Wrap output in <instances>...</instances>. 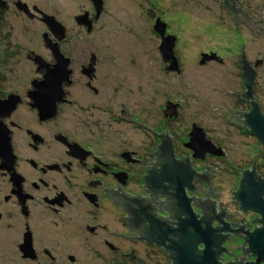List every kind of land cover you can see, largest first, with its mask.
Wrapping results in <instances>:
<instances>
[{
    "label": "flooded vegetation",
    "instance_id": "1",
    "mask_svg": "<svg viewBox=\"0 0 264 264\" xmlns=\"http://www.w3.org/2000/svg\"><path fill=\"white\" fill-rule=\"evenodd\" d=\"M1 1L0 20L17 11L42 21L45 13L62 25L59 40L42 21L47 28L43 33L57 43L69 73L61 83L60 99L54 101L38 96L46 69H38L29 54L34 73L21 77L0 72V264H179L185 234L196 239L195 260L208 247L217 264L255 262L247 235L262 227L261 215L243 210L236 192L245 172L264 176L255 164L243 168L233 192L239 210L256 214V225L250 228L215 200L220 196L214 182L218 174L211 165L229 159L220 138L207 120H189L180 130L179 84L166 89L165 79H151L143 67L131 71L132 58L119 56L114 41L86 39L85 34L108 28L102 20L108 0H99L98 6L88 0L89 7L70 16V26L58 18L63 3L42 8L24 0ZM20 1L29 12L18 7ZM216 2L237 26L254 34L264 30V0ZM83 15L85 20L79 21ZM163 25L164 37H174L176 67L163 58L159 45L162 70L180 77L177 37L165 33ZM44 47L45 53H29L53 68V51ZM245 62L255 73L249 96ZM262 63L241 55L242 90L234 94L241 121L228 122L243 133L251 134L247 116L254 104L264 117L256 98V68ZM196 128L206 141L201 148L191 141ZM202 162L206 165L199 167ZM234 235L242 240L239 257L229 247Z\"/></svg>",
    "mask_w": 264,
    "mask_h": 264
},
{
    "label": "rangeland",
    "instance_id": "2",
    "mask_svg": "<svg viewBox=\"0 0 264 264\" xmlns=\"http://www.w3.org/2000/svg\"><path fill=\"white\" fill-rule=\"evenodd\" d=\"M24 1L30 5L38 4L42 8L56 3L65 4L63 9H59L58 18L68 26L72 24L71 15L79 12L82 7H89L88 0ZM150 1L108 0V14L102 18L108 23V28L85 34L86 39L114 41L121 48L118 49L119 56L132 58L133 65L129 67L131 71H138V67L142 71L143 67V72L148 73L151 79H165L166 89L179 84V101L183 113L180 130L189 120H207V127L212 129L215 137L220 138L229 152V159L224 164L229 168H225L220 161L211 165L218 174L217 180L214 178L215 186H219L215 192L220 195L216 200L234 213L233 219L242 220L252 228L256 225V214L239 210L233 192L237 190L240 171L249 168L253 159H257L258 169L264 173V146L258 143L255 136L243 133L242 129L228 120L235 118L241 121V108L235 106L234 94L242 90V79L239 76L242 53L251 61L256 58L263 61L256 68V98L264 114V30L254 34L244 26H237L216 0ZM156 16L166 22L165 33L167 30L177 37L175 54L180 61V77H172L162 70V58L158 50L160 37L153 30ZM44 31L47 28L40 20L17 11L5 14L0 20V72H15L21 74V77L34 73L35 66L27 54L30 55L29 50L45 53L42 40ZM204 53L213 54L214 57L201 64ZM154 68L157 71L152 70ZM203 165L206 164L202 162L199 167ZM220 167L224 169L218 173ZM241 246V236H231L229 247L236 253L235 257L242 255L238 249ZM234 256L229 258L233 259Z\"/></svg>",
    "mask_w": 264,
    "mask_h": 264
},
{
    "label": "water",
    "instance_id": "3",
    "mask_svg": "<svg viewBox=\"0 0 264 264\" xmlns=\"http://www.w3.org/2000/svg\"><path fill=\"white\" fill-rule=\"evenodd\" d=\"M1 4L3 3L0 0ZM96 6L99 5V0H93ZM19 8L26 13L29 12L25 3L18 2ZM84 21L86 16L83 15L79 17ZM41 20L46 24V26L51 30L55 36L60 40L63 38L64 29L62 25L55 20L53 16H49L45 13L42 14ZM155 30L162 37L161 44L159 46V50L161 55L165 60H171L172 67H176V62L173 57V46H174V37L173 36H165L164 37V25L158 20L155 23ZM42 39L44 45L50 48L53 51L55 56L56 63L53 65V68H48L45 64L44 60L39 55H29L28 57L32 59V61L38 64V69L45 68V77L42 80L38 88L42 91L38 96H48L54 99H60L61 97V83L67 78L69 70H67V60L64 59L63 55L60 53L57 43H52V40L48 37L47 33H43ZM214 57L212 55L202 54V58L200 63H204L206 59H210ZM245 83L248 88V93L246 96H249V90L253 83L254 79V70L248 65L247 62L243 63L242 66ZM261 104V103H260ZM253 110L247 116V123L250 126V133L258 138L262 144L264 145V117L261 114L259 107L257 104L253 105ZM262 109V107H261ZM263 112V111H262ZM192 132L193 136L191 138L192 143H194L197 147L205 146L203 142H206L203 137V133H201V129L196 128ZM210 143L207 142V145ZM253 164H256V169L258 172L257 159H253ZM183 170V169H182ZM262 173V172H260ZM264 176V173H262ZM264 180L256 177L253 172H245L244 178L241 181L240 189L236 192V199L241 203V207L243 210H253L261 215L260 222L263 223L262 227L255 229L254 231L248 233L247 241L249 244L248 251H251L255 256V262H246L244 264H261L264 262ZM217 199V198H216ZM215 199V200H216ZM181 200L183 198L181 197ZM226 211H228L226 209ZM187 212V211H186ZM229 212V211H228ZM234 215L233 212H229ZM188 216H191V213L187 212ZM198 232V231H197ZM185 238H188L187 240ZM196 239L191 235L185 234L183 236L181 244L179 245V253H178V261L179 264H217V262L213 259L212 253L208 247H206L203 251V256H201L198 260H195L194 254V243ZM234 252L233 249H230ZM187 251V252H185ZM188 253V254H187ZM192 257V258H191Z\"/></svg>",
    "mask_w": 264,
    "mask_h": 264
}]
</instances>
